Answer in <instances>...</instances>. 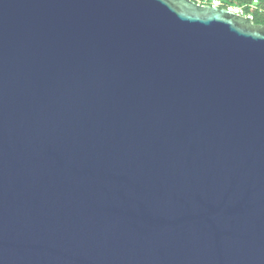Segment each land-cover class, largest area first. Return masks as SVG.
I'll use <instances>...</instances> for the list:
<instances>
[{
    "label": "water",
    "instance_id": "95a60500",
    "mask_svg": "<svg viewBox=\"0 0 264 264\" xmlns=\"http://www.w3.org/2000/svg\"><path fill=\"white\" fill-rule=\"evenodd\" d=\"M0 264H264V26L0 0Z\"/></svg>",
    "mask_w": 264,
    "mask_h": 264
},
{
    "label": "trees",
    "instance_id": "16d2710c",
    "mask_svg": "<svg viewBox=\"0 0 264 264\" xmlns=\"http://www.w3.org/2000/svg\"><path fill=\"white\" fill-rule=\"evenodd\" d=\"M213 0H210V2ZM222 9H242L246 16H252L257 25L264 26V0H221Z\"/></svg>",
    "mask_w": 264,
    "mask_h": 264
},
{
    "label": "built area",
    "instance_id": "2783aa9c",
    "mask_svg": "<svg viewBox=\"0 0 264 264\" xmlns=\"http://www.w3.org/2000/svg\"><path fill=\"white\" fill-rule=\"evenodd\" d=\"M193 1L200 4V5L212 6V7H217V8H221V5H222L221 0H213L211 2H210V0H193ZM229 10H231L232 12H235L236 14L245 16L249 20L253 21V17L252 16H246L242 9L230 8Z\"/></svg>",
    "mask_w": 264,
    "mask_h": 264
}]
</instances>
